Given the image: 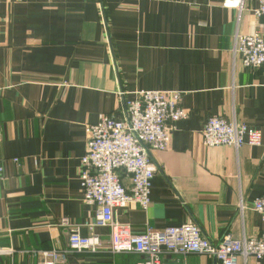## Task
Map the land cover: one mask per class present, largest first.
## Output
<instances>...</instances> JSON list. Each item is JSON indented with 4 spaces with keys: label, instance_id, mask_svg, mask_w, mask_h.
Wrapping results in <instances>:
<instances>
[{
    "label": "crops",
    "instance_id": "obj_1",
    "mask_svg": "<svg viewBox=\"0 0 264 264\" xmlns=\"http://www.w3.org/2000/svg\"><path fill=\"white\" fill-rule=\"evenodd\" d=\"M224 1L0 0V248L13 251L0 264H44L41 252L54 250V264L144 259L112 253L109 229L89 227L95 207L79 181L84 126L120 117L119 88L128 99L178 91L189 114L173 124L170 146L150 153L157 171L149 208L118 207L115 218L138 233L193 222L213 243L226 233L264 234V218L250 210L264 195V68H244L233 52L236 34L264 36V18L254 15L258 0H242V8ZM216 115L259 129L262 144L206 147L201 130ZM65 217L82 236H98L100 250L69 249ZM161 261L218 264L194 253Z\"/></svg>",
    "mask_w": 264,
    "mask_h": 264
},
{
    "label": "built area",
    "instance_id": "obj_2",
    "mask_svg": "<svg viewBox=\"0 0 264 264\" xmlns=\"http://www.w3.org/2000/svg\"><path fill=\"white\" fill-rule=\"evenodd\" d=\"M242 3V0H225L223 5L242 8ZM100 10L105 23L103 6ZM253 12L256 17L264 18V0H258V7ZM234 40V55L240 57L244 68H264V36L257 31L248 35L236 34ZM135 93V98L128 99L119 88L120 117L114 113L103 114L96 124L84 126L86 150L79 160V181L85 203L95 207V217L89 227H107L110 231V251L114 254H141L144 259L137 264H163L161 258L164 255L186 256L190 253L212 257L218 264H237L238 258L244 262L248 258H264V234L235 239L226 233L217 243H213L193 222L162 230L151 227L138 233L115 218L114 212L118 207L127 208L136 204L142 210L149 208L151 178L157 171L150 153L166 150L175 128L173 124L189 114L180 106L182 93L178 91L147 90ZM203 126L201 140L209 148L229 146L239 149L244 144H262L259 129L235 119L226 122L218 115L211 116ZM120 174L129 179V186L124 184ZM237 208L242 214L246 205L239 201ZM250 210L264 218V195L253 200ZM59 224L69 227V249L96 252L102 247L98 236H82L68 218H63ZM11 252V249L0 248V254ZM41 254L49 259L44 264H54L60 257L55 250Z\"/></svg>",
    "mask_w": 264,
    "mask_h": 264
}]
</instances>
